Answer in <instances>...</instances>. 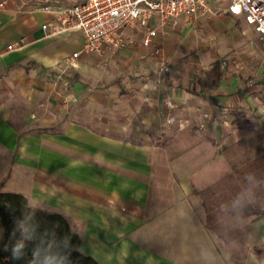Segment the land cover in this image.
Instances as JSON below:
<instances>
[{
  "label": "crops",
  "instance_id": "0c3cea01",
  "mask_svg": "<svg viewBox=\"0 0 264 264\" xmlns=\"http://www.w3.org/2000/svg\"><path fill=\"white\" fill-rule=\"evenodd\" d=\"M51 1L54 12L41 0H0V191L64 215L100 264L264 262V216L221 213V245L208 221L219 213L205 211L234 179L237 153L264 139V40L210 0L205 14L155 19L152 45L127 28V45L99 57L82 51L81 33L42 28L84 0ZM77 52L74 86L52 83L47 74ZM14 96L45 98L37 122L46 128L18 125ZM72 96L86 115H51Z\"/></svg>",
  "mask_w": 264,
  "mask_h": 264
},
{
  "label": "built area",
  "instance_id": "2783aa9c",
  "mask_svg": "<svg viewBox=\"0 0 264 264\" xmlns=\"http://www.w3.org/2000/svg\"><path fill=\"white\" fill-rule=\"evenodd\" d=\"M232 15L242 16L246 23L264 40V0H223ZM40 9L54 12L51 0H41ZM210 0H84L57 10L54 19L42 25L52 34H68L74 31L84 38L82 51L104 57L109 49H121L127 45L124 31L130 28L143 33V43L152 45L157 37L155 19L176 21L181 17L205 14L210 10ZM27 44L22 37L8 49ZM74 53L68 66H74ZM165 71L169 67H164Z\"/></svg>",
  "mask_w": 264,
  "mask_h": 264
},
{
  "label": "trees",
  "instance_id": "16d2710c",
  "mask_svg": "<svg viewBox=\"0 0 264 264\" xmlns=\"http://www.w3.org/2000/svg\"><path fill=\"white\" fill-rule=\"evenodd\" d=\"M80 245L64 215L31 206L23 194L0 191V264H100Z\"/></svg>",
  "mask_w": 264,
  "mask_h": 264
},
{
  "label": "rangeland",
  "instance_id": "374dc122",
  "mask_svg": "<svg viewBox=\"0 0 264 264\" xmlns=\"http://www.w3.org/2000/svg\"><path fill=\"white\" fill-rule=\"evenodd\" d=\"M47 78L52 83L64 85V89L73 87L75 72L72 67H57L47 74ZM30 101L14 96L13 105L15 112L14 120L18 125L24 126L27 131H36L46 128L38 124L39 113L42 108L41 104L46 101L45 98ZM51 115H60L65 112L64 120L80 119L81 114L86 115L87 108L80 104L76 96L67 97L64 103H57L54 108L49 110ZM45 113V112H44ZM17 115V116H16ZM62 123V122H61ZM49 126L51 130H60L62 124ZM154 141V140H153ZM246 156H240L237 153L235 162L234 179L225 187L217 189V194L212 199L213 202L207 201L206 212L219 213L217 219L208 218V221L217 227L220 244L225 238L223 234V219L221 213L224 211H233L239 213L242 211L259 212L264 211V139H255L247 142ZM246 151L245 149H241ZM241 159V161H239ZM257 166H259L257 168ZM240 181H244L241 186ZM231 198L230 203H224V198ZM207 198V196H206ZM210 198V195H209ZM220 217V218H219ZM234 222V221H233ZM221 233V235L219 234Z\"/></svg>",
  "mask_w": 264,
  "mask_h": 264
},
{
  "label": "clouds",
  "instance_id": "9594fccd",
  "mask_svg": "<svg viewBox=\"0 0 264 264\" xmlns=\"http://www.w3.org/2000/svg\"><path fill=\"white\" fill-rule=\"evenodd\" d=\"M258 264H264V262H258Z\"/></svg>",
  "mask_w": 264,
  "mask_h": 264
}]
</instances>
